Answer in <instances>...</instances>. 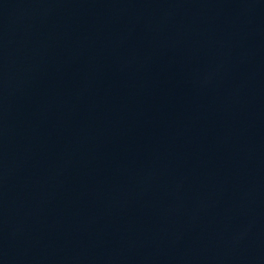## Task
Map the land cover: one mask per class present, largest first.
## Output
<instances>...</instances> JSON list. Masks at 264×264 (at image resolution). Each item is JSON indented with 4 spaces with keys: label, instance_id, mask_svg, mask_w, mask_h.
Segmentation results:
<instances>
[{
    "label": "water",
    "instance_id": "water-1",
    "mask_svg": "<svg viewBox=\"0 0 264 264\" xmlns=\"http://www.w3.org/2000/svg\"><path fill=\"white\" fill-rule=\"evenodd\" d=\"M0 264H264V0H0Z\"/></svg>",
    "mask_w": 264,
    "mask_h": 264
}]
</instances>
